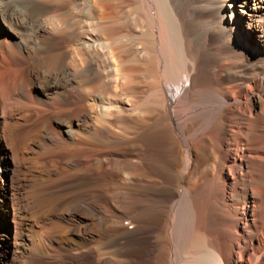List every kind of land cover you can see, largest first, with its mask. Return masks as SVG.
I'll return each mask as SVG.
<instances>
[{
	"label": "bare ground",
	"instance_id": "1",
	"mask_svg": "<svg viewBox=\"0 0 264 264\" xmlns=\"http://www.w3.org/2000/svg\"><path fill=\"white\" fill-rule=\"evenodd\" d=\"M4 171L3 264H264V0H0Z\"/></svg>",
	"mask_w": 264,
	"mask_h": 264
},
{
	"label": "rangeland",
	"instance_id": "2",
	"mask_svg": "<svg viewBox=\"0 0 264 264\" xmlns=\"http://www.w3.org/2000/svg\"><path fill=\"white\" fill-rule=\"evenodd\" d=\"M136 80H138V79H136ZM4 172H2V175H1V178H0V198L2 200L4 198L5 202L7 201V203H9L8 190H7V188L4 185V183L8 182L9 175L6 173V171H4ZM13 228H14V226H13L12 222H10L9 225L6 226V231H5L6 232L5 233L6 242L9 243L10 245L12 243L13 236H14V231H13L14 229ZM0 258H1L0 259V264H3L4 257L2 255H0Z\"/></svg>",
	"mask_w": 264,
	"mask_h": 264
}]
</instances>
